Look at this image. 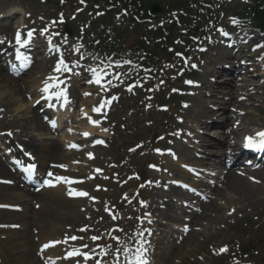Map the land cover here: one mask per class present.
<instances>
[{
    "label": "rangeland",
    "instance_id": "374dc122",
    "mask_svg": "<svg viewBox=\"0 0 264 264\" xmlns=\"http://www.w3.org/2000/svg\"><path fill=\"white\" fill-rule=\"evenodd\" d=\"M22 1L27 2V4H19L25 6L26 13L31 14V17L25 21L26 26L29 28H35L38 30L40 27H50L52 25L51 20H59L61 19V16L65 19L66 23L70 22L68 17L73 8L70 1L67 2L65 6H59L56 4L57 0H44L43 2H41V0ZM242 3H244V1H242ZM227 7V12L229 14H244V6L240 5L238 2H234ZM88 19V15H84L83 22ZM101 22H104L106 24L104 27H108L107 29L110 30H113V27L120 28L119 30L122 31L121 38L117 40V42L121 43L119 47L120 50L125 51L129 49L132 44H135V42L127 44L124 40L130 31L128 30V26H122L123 21L121 16L117 13L107 16V18ZM78 23H81L80 19L76 23H70L69 25H71L73 29L75 28L78 30ZM57 30L59 32V37L56 39V42L63 46L66 45L68 48H73L78 41H81V46L90 48L93 43L103 40L100 37H95V35L98 36L99 33L96 34L94 31L90 33L89 29L82 40H79L74 36L68 39L60 32L59 28H57ZM75 36H78L77 31L75 32ZM101 43V52H104V48L107 49L109 44L105 46V43L102 41ZM94 46L98 49L96 44H94ZM218 52H211L206 56L209 64L213 58V54ZM83 54L88 59L90 52L85 51ZM113 54L121 55L118 62L125 64L127 63L122 61V56L132 57V54H123L116 51L113 52ZM97 56L92 58L91 61L88 59L91 67L97 65L102 66L105 63L102 61L103 56ZM66 58L67 60H74V53H69ZM38 61L42 60L37 58L33 68H30L31 70L27 75L22 77L21 81H13L11 78L8 79L5 70L2 72V67L0 66V109H4V111L0 112V119L2 120L0 123V133L5 134L3 131L8 130L7 132H9L12 130L17 133L16 137L18 141L25 143L31 142L29 146L32 149H35V147L38 146L37 139H51V135H46L45 131L37 132L38 134H35L37 136L32 137L33 132L31 130V123L30 121H24L26 116H32V114L29 115L27 113V109L30 106L29 103L33 100V94L41 88V85L44 84L47 77L53 76V68L50 67L53 60L45 65H39ZM206 69L207 68H205V71ZM154 84L157 86L159 85V82L155 81ZM71 86L72 89H76L77 86H79V81L72 80ZM81 87L84 88V85H81ZM22 89H25L27 93H29L28 97L26 96L27 93ZM113 89L114 96L118 97V99L113 101L111 110L107 115V123L104 125L105 129H107V131H103V135L108 137L107 148L97 152L96 162L90 164L89 167L85 166V162L83 158H81V163L72 168L80 174L90 172L91 166L102 168L105 173H108L109 177L116 173L117 177L113 175L111 177L112 180L104 185L107 193L100 192L94 195L97 201L94 200L92 203L80 201L71 202L63 197L45 195V192L38 193V199H35L37 204L32 199H29L25 203L24 199H20L19 197L15 198V200L1 197L0 203H15L23 205L25 212L22 215L30 214V224L24 227V232L16 231L10 240L5 239L2 242L0 241V264H41L44 262V259L47 258L60 260L62 256L61 250L46 253L45 256L42 255L44 257V259H42L38 257L41 252L39 251V248L43 247L49 241L61 240L66 235L84 237V240L70 241L68 243L74 247H79L86 243L89 245V248L87 249L90 250L94 248L95 252L99 251V247H97L95 242L89 238L91 236L104 237L103 232L108 230L111 226L108 224V219L105 217L106 208H108L109 205H112L111 199H114L115 201L117 199L119 204L121 203L119 197L121 191L115 194V190L122 189L121 187L123 186V183H121V180L124 179L125 176L132 175L133 173H139L141 176H144L146 180L152 181L149 186H147V182L141 185L139 194L133 198L136 206L134 208H129L128 211H133V215L137 214L141 221L144 219L143 214L147 213L148 206L153 211L158 210L157 213H155L156 217L153 214L157 220V223L153 224L156 229L154 235L156 244L153 245L152 249L145 246L147 254H150L154 259L153 264H214L216 257L219 252H221L220 249L227 247V245L234 240L233 232L235 231L236 226L242 224L246 220L249 221L264 214V182L262 181L261 176V179L253 176L255 179H258L259 181L261 180V184L256 186L255 184L253 185L250 182L249 183L254 187H258L262 192L260 198L262 199L263 197L262 204L258 205L255 208V211L247 210L242 214H236L232 217L230 223L224 224L222 227L215 225L212 230L209 232L205 231L202 233V236L195 239L190 235L180 246H174L176 243L172 237V226L164 220L158 219V217H164L165 213L167 216H176L179 214V206L170 201L173 196L167 192L168 188L172 187L168 184V181L171 180L169 177L175 176L177 178V174H181L182 172L180 170H175V172L172 171L167 175L165 173L166 167L162 166L161 172L155 174L151 170L147 172L145 165L147 162L152 161V155L150 153V147L152 144L169 145V141L160 143L159 140H161L163 136L169 137L171 124L176 125L172 116L177 113L178 108L171 110L167 114L158 113V105H156V103H158V96L155 100H151V98L148 100L143 99L137 91H126L125 85L120 82H118L116 86H113ZM261 92V99H263L260 103L261 107L254 110L252 117L249 118V123L247 120L245 121V124L264 126V88H262ZM184 93L182 94L181 101L185 100L187 103L189 101L196 103L195 99L189 100L190 96L188 93L184 98ZM102 99L104 98L95 96L93 101L97 102ZM79 102L80 105H82L83 101L79 100ZM88 104H85L84 106H87ZM185 105L187 104H184L179 109L180 115H185L184 113L188 112L183 111ZM16 108L21 112L16 114V112H14ZM187 118L196 123L201 120V118L197 117L190 118L187 116ZM115 127L116 133L112 131ZM39 134L43 136H39ZM216 135L218 136L217 132ZM7 137L9 136L6 134L0 135V138L7 139ZM133 145L137 146L138 151L134 154H129L127 149L131 148ZM181 147H183L184 154L176 160H181L182 163L187 164L197 163V161L192 158V152H189L190 150L184 146ZM41 157V159L40 157H37V160L38 162L40 160L44 161V165L49 161L62 160L69 161L72 164L73 160H78L77 156L65 155L61 147L57 153L53 152L52 159L49 155H47V157ZM183 175L188 178L185 173H183ZM106 179L107 178L103 176L99 178V181L103 182ZM154 189H158L155 191V193H157L156 197H154ZM0 194L9 193L5 188L1 187ZM141 202L146 205L143 210H140ZM35 206L38 207L37 210L35 209ZM0 220L15 221V223L23 225V223L13 215H4L0 213ZM128 220L129 217H125V222L123 224L125 231L121 235V246L129 243L135 237V230L131 229L134 223L128 222ZM181 223V220L175 222L176 226H179ZM129 224L133 225L130 226ZM81 228H87L88 230L81 232L79 231ZM10 233L12 234V232ZM104 252L107 253V257L105 260H100L101 258L99 259L101 264H107L112 261L111 254H108V248L105 249ZM114 256H116V253ZM261 257L264 258V247L261 250ZM113 259H115V257Z\"/></svg>",
    "mask_w": 264,
    "mask_h": 264
},
{
    "label": "bare ground",
    "instance_id": "6f19581e",
    "mask_svg": "<svg viewBox=\"0 0 264 264\" xmlns=\"http://www.w3.org/2000/svg\"><path fill=\"white\" fill-rule=\"evenodd\" d=\"M232 62H235V58L232 59ZM215 75H217V73H215ZM257 78L258 77L251 76L250 79L239 80V82L237 81L236 77H234L233 79L225 80L224 85L230 89L227 88L226 91L223 92L216 90L214 91V93L209 95L210 98L214 99V102L213 106H210L208 108L209 110L206 114L208 117H211L207 121L200 122L199 126L203 129L213 126L216 127L217 130H219L220 133L224 136V140L221 141L215 138H209L207 135V137H199L201 140L202 155L204 156L203 166L215 167L220 171H223L226 160L234 155L235 144H228L227 140L229 139L231 134L235 135L236 132H228V123L231 122V120L240 111H242L243 108L232 106L231 100H233V97L242 96L247 106L254 107L253 105H260V103L262 102V93L260 92V85L256 82ZM235 82L237 83L235 84ZM231 89H233V91H231ZM221 93L226 94V96L229 97V100L227 102L225 101L224 97L221 96ZM58 105L61 106L60 104ZM67 108H69V106H67L66 109ZM33 111H30L33 116L31 118L24 116V121H30L31 130L35 135L38 134L37 132L45 131V129L40 118L35 115L37 113H33ZM14 112L19 113L21 111H18L16 108ZM222 116L223 122H219L217 119L221 118ZM55 121L56 126L64 125V122H61L59 119H55ZM39 136L42 135L39 134ZM48 141V139H41L39 141V145L35 147V149L39 151V155L43 157H47V155L51 156L53 155V152L59 150V144H56L54 142L48 143ZM61 142H63V140L60 141V143ZM28 144H31V142H28ZM210 149L212 151H210ZM4 176L15 177L10 173L6 165L2 163V160L0 159V177ZM261 176H264V174H262ZM262 179L264 180V177H262ZM14 183L15 184L11 186L12 188H5L9 194H0V198L5 197L11 198V200H15V198L17 197H35L32 194H23L21 193V191L19 192V189H21V187L19 186V184H17V181H15ZM220 184L221 188L220 190L216 191V196L219 199L221 198L220 201H223L224 203L228 201L231 204L236 205V213L242 214L246 210H254L258 205L262 204L263 197L262 199L260 198V196L262 195L260 189L249 184L248 181H246L245 177H238L233 170H229L224 174V176L220 179ZM53 189L55 190H50L47 192H55V195L57 196H62L64 194V190L61 185H58ZM171 192L177 194V191L172 190ZM157 211L158 210L153 212L157 213ZM223 211L224 207L221 206L218 202L210 201L206 212L200 215H196L193 218V225L195 227H198V229L196 230L197 234H195V236L197 237V235H200L201 230L209 232L214 228V225L224 224L226 220L230 219L229 217H227V215L223 214ZM226 212H229V209H227ZM233 216L234 215H231V217ZM194 232L195 230H193V233H191V235L194 234Z\"/></svg>",
    "mask_w": 264,
    "mask_h": 264
},
{
    "label": "snow or ice",
    "instance_id": "6c2138e0",
    "mask_svg": "<svg viewBox=\"0 0 264 264\" xmlns=\"http://www.w3.org/2000/svg\"><path fill=\"white\" fill-rule=\"evenodd\" d=\"M80 2L84 3V0H80ZM59 22L60 23L64 22L62 16H61V19ZM51 23L53 26H55L57 21L54 20ZM232 23L237 24L238 21L235 18H233ZM219 31H220L221 36H223V37H227L229 35L223 29H220ZM35 32H36L35 29L29 30L26 33V39H22L20 32L16 33L15 44L18 47L16 49L15 59H16V61L19 62V68L14 70V74H18L19 70H23L26 65L30 64V58L25 56L23 53H21L20 49L28 47L31 45L32 41L34 40ZM47 32H48V29L45 28V29L41 30V35H45ZM57 35H59V33H57V32H53L51 34V36H57ZM0 43H3V41H0ZM48 44L50 46V50H52V39H51V37L48 38ZM260 47H264V45H260V44L256 45V48H260ZM54 50L57 52L60 51L59 48H55ZM253 50H255V48ZM76 51H79V49H76ZM177 55H180V54H177ZM182 59H183V57H182ZM126 63H130V62H126ZM116 67H120V65H116ZM192 67H195V65H192ZM54 71L56 73H61V72L68 73L71 71L68 63L64 60L62 53L60 55L59 60L56 63ZM146 71H151V70H146ZM91 73L94 76V79L91 80L90 82L99 85L102 90L106 91L107 90L106 85L104 83H102V80H104V78L107 75H109V73L106 70H103V69L97 70L96 68H92ZM112 75L121 84L124 83V80L121 78V74L113 73ZM49 81H51V83H49ZM64 83H65V81L61 80L59 76L47 77V79L44 82V86L41 89V92L43 93L42 99H44L46 101H51V100L55 99L57 101H62L63 104H67L69 102L67 89L65 87H61V85ZM189 83H191V82H189ZM107 84H112V80L109 79L107 81ZM54 89H55V91H53ZM127 90L129 92H131L132 87H128ZM84 95L88 96V95H90V93H84ZM117 99H118V97H116V96H112L110 99H102L99 101L98 106L93 107L92 111L94 113H96L98 116H103L104 119H106L107 118V111L110 108L112 101L117 100ZM242 99H243V97H242ZM36 103L39 104L40 100H37ZM185 106H187V105H185ZM49 107H51V104L49 105ZM2 111H4V109H0V112H2ZM45 119H48V118L46 117ZM88 119H89V122L92 123L93 125H98L101 122L100 120H92L91 117H89ZM49 122L53 128L56 127L55 121H49ZM69 131H71V130H69ZM105 131H107V129H105ZM0 135H5V134L0 133ZM6 135L11 136L12 133L8 132ZM83 135L85 137H87L89 134L84 133ZM93 143H94V145L95 144H103L104 141L95 140ZM245 146L248 148H252V149L264 150V131L257 132L256 133V139H254L253 137H248L247 143ZM69 147L77 149V150H79V148H80V146L76 145V144H72ZM130 151H134V149H131ZM156 151L158 153L160 152L159 149H156ZM25 155H28L30 159H34V157H32L30 153H25ZM88 157H89V159L94 158L91 153L88 154ZM58 167L65 168L66 166L59 165ZM150 167H155V166L150 165ZM36 169H37V165L35 163H29L24 168V171L26 173H28L29 175H32L36 172ZM95 171L100 172L101 170L96 169ZM47 176L50 178V179H46L44 181V185L47 187H56L57 185H60V184L72 185L74 183H82L83 182V181L73 180V179L66 177V176L54 175L52 172H48ZM90 178H92V177H90ZM185 187H187V186L185 185ZM68 195L73 196V197H88L89 194L86 191H76L74 189L69 188ZM91 199H95V198H91ZM141 206H144L143 202H141ZM0 207H4V206L0 205ZM232 211L234 212L235 209H233ZM231 214L232 213L230 212L229 215H231ZM113 218H115V217H113ZM150 222L151 221H149V223ZM87 230H88L87 228L79 229V231H81V232H85ZM115 230L116 231H123V229H115ZM143 234H144L143 232H140L141 236H143ZM89 239H91L93 242H96L100 239V237L99 236H91ZM113 239L116 240L117 244L121 243V241L119 240L118 237H114ZM77 240H84V237H78L76 235H71V236L66 235L62 240H57V241L45 244L41 251H44V250L48 249L49 247H52L56 244H68L70 241L74 242ZM87 248H89V245L86 243L82 244L79 247H73L71 251L67 252V254L64 258L65 259H73V258H77V257H82V260L84 262H87L89 260H93L94 256L92 255V253L95 252V249L94 248L90 249L87 252L83 251V249H87ZM220 251L222 253L226 252L227 248L226 247L221 248ZM120 252H121V248H117L116 249V256H115L116 264H120ZM123 253L126 257H128L127 264H149V261L147 259V249L143 243H140L139 247H137L135 249L134 253L129 248H124ZM101 254L107 255V253L104 252L103 250H102ZM77 264H79V261L77 262ZM95 264H101V261L96 260Z\"/></svg>",
    "mask_w": 264,
    "mask_h": 264
}]
</instances>
